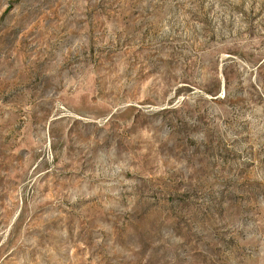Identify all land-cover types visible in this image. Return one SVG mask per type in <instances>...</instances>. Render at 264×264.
I'll use <instances>...</instances> for the list:
<instances>
[{
    "label": "rangeland",
    "instance_id": "obj_1",
    "mask_svg": "<svg viewBox=\"0 0 264 264\" xmlns=\"http://www.w3.org/2000/svg\"><path fill=\"white\" fill-rule=\"evenodd\" d=\"M0 264H264V0H0Z\"/></svg>",
    "mask_w": 264,
    "mask_h": 264
}]
</instances>
